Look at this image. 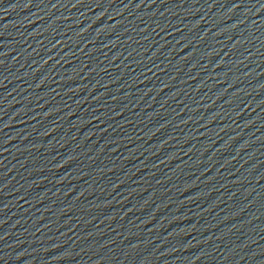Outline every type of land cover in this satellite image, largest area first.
Masks as SVG:
<instances>
[{
    "label": "water",
    "instance_id": "water-1",
    "mask_svg": "<svg viewBox=\"0 0 264 264\" xmlns=\"http://www.w3.org/2000/svg\"><path fill=\"white\" fill-rule=\"evenodd\" d=\"M0 264H264V0H0Z\"/></svg>",
    "mask_w": 264,
    "mask_h": 264
}]
</instances>
